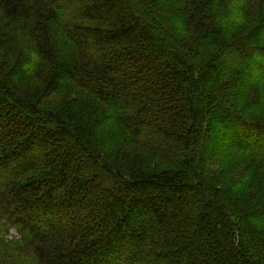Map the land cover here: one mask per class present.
Wrapping results in <instances>:
<instances>
[{"label": "trees", "instance_id": "1", "mask_svg": "<svg viewBox=\"0 0 264 264\" xmlns=\"http://www.w3.org/2000/svg\"><path fill=\"white\" fill-rule=\"evenodd\" d=\"M0 264H264V0H0Z\"/></svg>", "mask_w": 264, "mask_h": 264}, {"label": "rangeland", "instance_id": "2", "mask_svg": "<svg viewBox=\"0 0 264 264\" xmlns=\"http://www.w3.org/2000/svg\"><path fill=\"white\" fill-rule=\"evenodd\" d=\"M12 235H15L16 234V232H15V230L13 229V230H11V232H10Z\"/></svg>", "mask_w": 264, "mask_h": 264}]
</instances>
